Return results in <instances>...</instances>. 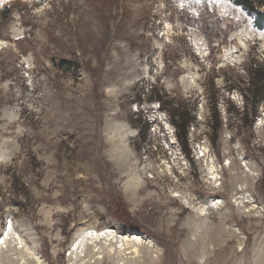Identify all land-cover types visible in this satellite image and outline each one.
<instances>
[{"label": "rangeland", "instance_id": "1", "mask_svg": "<svg viewBox=\"0 0 264 264\" xmlns=\"http://www.w3.org/2000/svg\"><path fill=\"white\" fill-rule=\"evenodd\" d=\"M247 1L0 0V264H264Z\"/></svg>", "mask_w": 264, "mask_h": 264}, {"label": "trees", "instance_id": "2", "mask_svg": "<svg viewBox=\"0 0 264 264\" xmlns=\"http://www.w3.org/2000/svg\"><path fill=\"white\" fill-rule=\"evenodd\" d=\"M239 1V3H241V4H243V5H245L247 8H251L250 7V5H249V3H248V1L247 0H238ZM252 9V8H251ZM258 24H259V26L260 27H263L264 26V14H259V21H258ZM261 69H264L263 67H258L257 69H256V71H261ZM263 81H264V73H263V75L261 76V77H259L258 79H257V82H255L254 83V86H256L257 87V90H259V89H261V90H263V88H264V83H263ZM255 91V92H253V96H257V94H256V92H258V91ZM259 94H260V98H259V101H261L263 98H264V92H259ZM184 115V114H183ZM182 118V114H173V118H174V121H175V118L177 119V118ZM179 119V120H180ZM175 123H176V125H177V127L179 128V130H180V128H182V125L180 124V121H175ZM185 126V125H184ZM124 214H126V216H127V218H125V215ZM117 215H118V217L123 221V223L126 225V226H133V227H138V224L129 216V214L128 213H125L124 212V210H119L118 212H117Z\"/></svg>", "mask_w": 264, "mask_h": 264}, {"label": "bare ground", "instance_id": "3", "mask_svg": "<svg viewBox=\"0 0 264 264\" xmlns=\"http://www.w3.org/2000/svg\"><path fill=\"white\" fill-rule=\"evenodd\" d=\"M131 239H132V242H133V241H136V242H137V241H139L140 238H139L138 236H135V237H133V238H131ZM0 241H3V240H0ZM129 243H130V242H129Z\"/></svg>", "mask_w": 264, "mask_h": 264}, {"label": "water", "instance_id": "4", "mask_svg": "<svg viewBox=\"0 0 264 264\" xmlns=\"http://www.w3.org/2000/svg\"><path fill=\"white\" fill-rule=\"evenodd\" d=\"M131 234L134 235V234H136V232H132Z\"/></svg>", "mask_w": 264, "mask_h": 264}]
</instances>
